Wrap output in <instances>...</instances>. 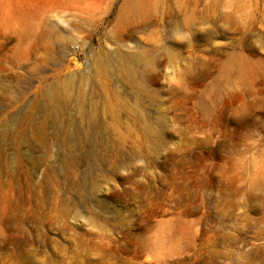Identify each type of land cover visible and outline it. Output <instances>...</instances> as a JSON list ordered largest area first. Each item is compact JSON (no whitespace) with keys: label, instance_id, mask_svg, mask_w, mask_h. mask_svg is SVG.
<instances>
[{"label":"rangeland","instance_id":"374dc122","mask_svg":"<svg viewBox=\"0 0 264 264\" xmlns=\"http://www.w3.org/2000/svg\"><path fill=\"white\" fill-rule=\"evenodd\" d=\"M0 264H264V0H0Z\"/></svg>","mask_w":264,"mask_h":264},{"label":"bare ground","instance_id":"6f19581e","mask_svg":"<svg viewBox=\"0 0 264 264\" xmlns=\"http://www.w3.org/2000/svg\"><path fill=\"white\" fill-rule=\"evenodd\" d=\"M140 57L143 58L142 54H139ZM237 62L236 67L238 66V62L241 64L242 63V59H238L236 61H233L232 63ZM231 63V64H232ZM232 65H230L229 67H227V71H229V69L231 68ZM103 68V67H102ZM123 72H129V68L128 67H122L121 68ZM103 72V71H102ZM129 74H132V71L129 72ZM66 84H64L60 91L57 93L55 92L54 94H51V96H48V102L50 103L51 101H56L60 107H63L65 105V102L67 101V99L69 98V94L67 92V88H66ZM100 88L105 90L106 89V85L104 83H100ZM44 89V88H43ZM122 101H120L116 96H114V98L112 97H106L104 100V103L106 104V106L110 109V112H114L118 110V106L121 104ZM114 109V111H112ZM111 128L114 129V125H111ZM145 130L147 131L148 128ZM119 134V133H118ZM67 135V134H66ZM62 138V137H61ZM127 139V138H126ZM62 141V140H61Z\"/></svg>","mask_w":264,"mask_h":264}]
</instances>
